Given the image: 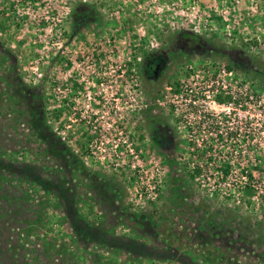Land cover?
Returning <instances> with one entry per match:
<instances>
[{
    "label": "rangeland",
    "instance_id": "374dc122",
    "mask_svg": "<svg viewBox=\"0 0 264 264\" xmlns=\"http://www.w3.org/2000/svg\"><path fill=\"white\" fill-rule=\"evenodd\" d=\"M180 86L261 99L264 0H0V264H264V115L211 98L217 137Z\"/></svg>",
    "mask_w": 264,
    "mask_h": 264
},
{
    "label": "built area",
    "instance_id": "2783aa9c",
    "mask_svg": "<svg viewBox=\"0 0 264 264\" xmlns=\"http://www.w3.org/2000/svg\"><path fill=\"white\" fill-rule=\"evenodd\" d=\"M230 71L231 70H229V73H231ZM217 82L218 80H216L214 83H217ZM222 89L223 90L221 92L217 88L215 90H212V92L209 91V94H207L206 92L204 93L195 92L194 94V90H189L186 88V86H180L178 90L174 91V95L177 96L176 99L181 98V99H184L186 102L187 108L186 110H184L186 112V115L185 116L182 115L183 117L187 118L190 116V118H199L204 121V124H207L208 126H215L213 132L215 133L217 137L222 136L224 134V130H223L224 126H222V120H220L219 118H222L225 115L218 114L209 109L208 105L210 103L211 98H213V102L215 104H218L219 106H226L229 109V112H231L232 110L234 111V110L239 109V114H240V111L242 110L249 111L255 108L256 110H259V113L264 115V94L261 95V99H260L259 96H255L253 92L249 90L247 87L237 89V90H228L229 89L228 87H225ZM187 91H190V92L188 93ZM222 92L224 93V97L220 96ZM199 93L201 94L199 95ZM172 102L175 108V112L177 114H181L182 113L181 106H178L179 101L176 102L174 100ZM187 110H188V113H187ZM236 116L237 115H235V117ZM237 117L239 118V116ZM223 121H227V120L223 119ZM187 123L191 125V122L189 120H187ZM224 135L227 136L229 140H232L236 136V130L233 127L227 128V131L225 132ZM229 149H231V147H229ZM206 156L207 158H209V160H212V162H214L211 164H215V165L217 164V161H218L217 157H219L218 154H215V152H209L206 154ZM207 166H209V164ZM197 167H200V166H197ZM203 167H200V168L202 169ZM195 168H194V171H195ZM228 173L229 172H227L224 176H221V178L223 179V183L219 181V187H221L222 190L231 188L232 186L230 183H228V179H230V176H231V174L228 175ZM200 177H202V173L200 174ZM249 177H250L249 175H246V176L243 175V178L246 180V182H247V179H249ZM208 179L210 178H207L206 181H208Z\"/></svg>",
    "mask_w": 264,
    "mask_h": 264
},
{
    "label": "trees",
    "instance_id": "16d2710c",
    "mask_svg": "<svg viewBox=\"0 0 264 264\" xmlns=\"http://www.w3.org/2000/svg\"><path fill=\"white\" fill-rule=\"evenodd\" d=\"M97 14V9L92 5L88 4L87 2H76V5L71 11V17L73 18L75 29H81L84 26H87L88 24H91ZM190 38H195V41L204 49L206 48V44L204 40L198 35L195 36L187 31L180 30L178 33L175 34L174 42L177 43V45H181V43H186ZM181 47V46H180ZM225 54H227L231 60L229 63V69H231L235 64L242 63L246 61L247 64H249V60L244 55V52L241 50H230L225 51ZM165 59L163 57H156L154 55L150 56L149 61L146 63L145 69L149 73V75H152L156 72L157 69H160L164 65ZM30 92L33 93V90H30ZM35 95H37L35 97ZM35 98V102L39 105L41 109H44V106L42 104V96L41 94H34L32 96ZM195 172H197L198 175H200L203 170L200 167L195 168ZM72 248H74L72 246ZM39 262V260L37 259Z\"/></svg>",
    "mask_w": 264,
    "mask_h": 264
},
{
    "label": "flooded vegetation",
    "instance_id": "af4514ba",
    "mask_svg": "<svg viewBox=\"0 0 264 264\" xmlns=\"http://www.w3.org/2000/svg\"><path fill=\"white\" fill-rule=\"evenodd\" d=\"M192 39L193 40H195V38H190L188 41H192ZM198 44V43H197ZM197 47H201L199 44H198V46ZM203 48V47H202ZM204 49V48H203ZM156 57H158V56H156ZM159 57H163V54L161 55V56H159ZM164 58V57H163ZM165 59V58H164ZM165 63H166V59H165V61H164V65L160 68V69H157L156 70V72L154 73V74H152V75H149V73L146 71V69H145V72L150 76V77H157L159 74H161V72L163 71V68H164V66H165Z\"/></svg>",
    "mask_w": 264,
    "mask_h": 264
}]
</instances>
